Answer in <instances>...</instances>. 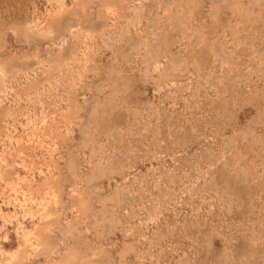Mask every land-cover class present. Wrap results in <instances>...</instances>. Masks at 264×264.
<instances>
[{
    "label": "rangeland",
    "instance_id": "374dc122",
    "mask_svg": "<svg viewBox=\"0 0 264 264\" xmlns=\"http://www.w3.org/2000/svg\"><path fill=\"white\" fill-rule=\"evenodd\" d=\"M0 264H264V0H0Z\"/></svg>",
    "mask_w": 264,
    "mask_h": 264
},
{
    "label": "bare ground",
    "instance_id": "6f19581e",
    "mask_svg": "<svg viewBox=\"0 0 264 264\" xmlns=\"http://www.w3.org/2000/svg\"><path fill=\"white\" fill-rule=\"evenodd\" d=\"M34 232H32V231H28L27 233H25L24 234V237H25V240L27 241V240H29L30 239V237H31V235L33 234ZM42 233V232H41ZM35 234V233H34ZM38 237V236H37ZM34 238H36V237H34ZM41 238V237H40ZM43 238V237H42ZM42 241V240H41ZM43 242V241H42ZM25 244V243H24ZM20 248L18 249V250H16V251H14L13 253H10V254H8L7 255V257H8V259L9 260H14V259H19L20 258V255H21V253H20ZM7 259V260H8ZM6 261V260H5Z\"/></svg>",
    "mask_w": 264,
    "mask_h": 264
}]
</instances>
